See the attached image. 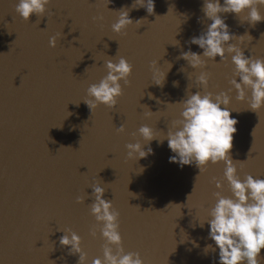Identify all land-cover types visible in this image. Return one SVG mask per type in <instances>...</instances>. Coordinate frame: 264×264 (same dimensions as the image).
I'll list each match as a JSON object with an SVG mask.
<instances>
[{
  "label": "water",
  "instance_id": "1",
  "mask_svg": "<svg viewBox=\"0 0 264 264\" xmlns=\"http://www.w3.org/2000/svg\"><path fill=\"white\" fill-rule=\"evenodd\" d=\"M17 2L0 0V264H77L78 254L59 244L66 228L81 237L85 264L102 258L99 229L90 234L97 224L90 213L94 183L119 213L125 252L139 253L144 264H217L215 252L203 251L211 241L205 239L207 223L200 228L198 221L215 203L213 192L231 195L224 164L209 163L198 173L194 164L169 161L166 140L157 143L180 118L181 105L171 103L191 92L231 87L230 56L204 58L205 66L195 69L180 56L202 51L188 41L210 22L203 0H154L151 14L130 7L135 0H49L43 14L28 20L15 11ZM122 8L133 23L116 33L111 25ZM258 10L264 17V6ZM246 14L221 15L230 33L245 34L242 42H231L245 55L264 58V19L250 24ZM120 56L132 65L128 83L120 81L113 107L98 104L90 112L83 101L88 85L106 75V60ZM152 61L157 79L165 73L161 85L153 82ZM200 71L209 74L207 88L195 79ZM228 94L237 120L230 155L242 161L237 174L264 178V106L254 112L247 100L235 99L234 89ZM147 110L153 113L145 116ZM121 124L124 130L116 131ZM142 124L157 138L140 137ZM136 141L152 152L129 159L125 145ZM258 260L264 264V249Z\"/></svg>",
  "mask_w": 264,
  "mask_h": 264
},
{
  "label": "clouds",
  "instance_id": "2",
  "mask_svg": "<svg viewBox=\"0 0 264 264\" xmlns=\"http://www.w3.org/2000/svg\"><path fill=\"white\" fill-rule=\"evenodd\" d=\"M110 2L111 0H107V4ZM48 3L49 0H18L15 11L22 19L28 20L30 14H43ZM259 6H264V0H203L202 11L210 22L205 29L198 35L190 37L188 41L202 51L189 49L181 52L180 56L194 69L205 66L204 58L217 61L216 57H219V61H226L230 56L234 66L228 81L231 87L227 91L221 90L215 94L208 91L203 95L199 91L191 92L181 101L171 103L181 105L180 118L173 120L167 132L157 140L158 144L167 141V147L172 153L169 156L170 162L178 163L180 166L194 164L199 170L198 173L204 172L209 163L222 161L224 164L222 179L227 182L231 195H222L220 191L213 192L215 203L207 210V217L198 221L200 228L207 223L205 239L211 241L204 245L203 251L205 254L209 251L215 252L217 264H260L258 256L264 249V178L247 173L241 178L237 174V164L242 166V161L235 160L234 163L230 155L237 120L231 115L233 110L228 107L230 103L228 93L233 89L237 101L247 100L248 109L257 112L264 106V58L245 55L238 44L232 43L234 37L242 42L245 34L235 36L230 33L225 17L221 15L240 14L247 10L244 19L253 24L264 19L258 10ZM130 7H143L151 14L154 0H135V5L132 4ZM122 9L118 11V17L111 25L112 31L116 33H120L127 25L133 23L128 10ZM135 23L140 25L141 19H137ZM55 44L56 36L49 37V46L54 47ZM104 64L107 69L106 75L97 83L88 85L87 98L83 99L90 112L98 104L113 107L116 98L122 94L120 81L123 80L127 84V78L132 71V65L123 56L115 61L108 59ZM156 64V61H152L149 67L153 72V82L161 85L165 73L162 79H157ZM195 79L201 86L207 88L209 74L206 71H200ZM173 84L176 82L173 81ZM249 92L250 95H246ZM149 98H152L150 93ZM152 113L147 110L144 115L150 116ZM123 130V124L116 127L118 132ZM137 132L146 141L157 138L153 129L146 124L139 126ZM125 148L129 159L143 158L152 152L150 147L145 151L139 141L129 142ZM212 179L217 189L222 188L220 179L215 177ZM91 189L94 200L90 205V213L97 224L90 229V234L95 236L98 228L104 240L101 245L102 258H94L91 264H144L139 253L125 252L122 248L118 230L119 213L112 206L111 200L103 197L105 189L99 183H94ZM82 200L83 197H76L78 203ZM62 231L59 244L66 246L69 254H78L77 264H85L86 254L80 246L81 237L71 229L66 228ZM191 243L193 247L199 246L195 240ZM112 245H115V251Z\"/></svg>",
  "mask_w": 264,
  "mask_h": 264
}]
</instances>
